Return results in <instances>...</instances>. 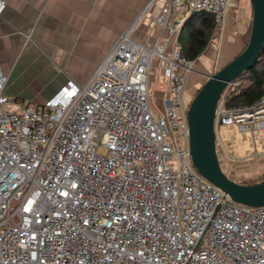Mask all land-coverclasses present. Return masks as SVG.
Returning a JSON list of instances; mask_svg holds the SVG:
<instances>
[{
    "label": "built area",
    "instance_id": "2783aa9c",
    "mask_svg": "<svg viewBox=\"0 0 264 264\" xmlns=\"http://www.w3.org/2000/svg\"><path fill=\"white\" fill-rule=\"evenodd\" d=\"M147 1L86 83L69 79L42 105L5 92L0 62V264H264V206L234 202L195 167L184 98L185 22L204 12L218 30L240 0H163L154 45L132 37ZM154 59L169 91L159 113ZM234 86L216 110L221 164L223 126L251 131L264 156V93L230 105Z\"/></svg>",
    "mask_w": 264,
    "mask_h": 264
},
{
    "label": "crops",
    "instance_id": "0c3cea01",
    "mask_svg": "<svg viewBox=\"0 0 264 264\" xmlns=\"http://www.w3.org/2000/svg\"><path fill=\"white\" fill-rule=\"evenodd\" d=\"M4 1L6 6L0 14V62L8 75L5 92L24 104L35 105L44 104L69 79L86 83L113 45L135 23L148 2ZM162 5L163 0H157L137 23L132 31L135 40L154 45L167 35L166 31L152 24ZM252 17L250 0H240V6L228 12L225 24L216 30L209 46L193 62L204 67L202 71L199 70L202 76L207 79L206 74L219 70L244 49ZM152 83L162 100L169 96L167 78L161 69L155 68L152 72L150 85ZM193 97V93L188 94L186 86L185 102H190ZM226 154L221 156L225 163L223 166L228 167L239 182L264 172V167L256 166L251 173L250 164L229 155L230 159H225ZM250 173L253 175H248Z\"/></svg>",
    "mask_w": 264,
    "mask_h": 264
},
{
    "label": "water",
    "instance_id": "95a60500",
    "mask_svg": "<svg viewBox=\"0 0 264 264\" xmlns=\"http://www.w3.org/2000/svg\"><path fill=\"white\" fill-rule=\"evenodd\" d=\"M253 17L245 48L229 63L211 74L194 95L188 111L189 147L193 163L201 175L238 203L264 206V179L242 183L230 177L220 162L216 145V110L224 89L252 68L264 49V0H250Z\"/></svg>",
    "mask_w": 264,
    "mask_h": 264
},
{
    "label": "trees",
    "instance_id": "16d2710c",
    "mask_svg": "<svg viewBox=\"0 0 264 264\" xmlns=\"http://www.w3.org/2000/svg\"><path fill=\"white\" fill-rule=\"evenodd\" d=\"M252 29V26L250 27ZM251 29L250 34H251ZM188 31L184 34V31ZM217 30V24L212 15L204 12L192 14L185 22L179 37L182 51L189 61L198 59L209 46ZM248 43V42H247ZM246 43V45H247ZM239 78V79H238ZM235 86L228 103L230 105H246L259 99L264 93V49L257 62L235 80ZM264 178L260 179L263 180ZM243 182V183H253Z\"/></svg>",
    "mask_w": 264,
    "mask_h": 264
},
{
    "label": "rangeland",
    "instance_id": "374dc122",
    "mask_svg": "<svg viewBox=\"0 0 264 264\" xmlns=\"http://www.w3.org/2000/svg\"><path fill=\"white\" fill-rule=\"evenodd\" d=\"M230 10H232V9H230ZM187 33H188L187 30L184 31V34H187ZM249 36H250V31H249V35H248V39H247L246 43L249 40ZM246 43H245V45H246ZM244 48H245V46H244ZM153 66L155 68H157V70L161 69L157 59L153 60ZM193 66L196 67V69H198V70L195 69V71H193L191 74L192 76L189 75L191 72L188 74L189 78L187 80V87H188V94L193 93V95H195L198 92V90L202 87L203 83L206 81V77L202 76V74H201V71H202L201 68L203 69L204 67H200L199 63H196V62H195V65H193ZM194 67H193V69H194ZM217 68H219V65L217 66ZM199 70H201V71H199ZM231 94H232V91H230L228 100H230ZM192 99L190 100V102H188V104L191 103ZM150 101H151V106H152L153 110L155 112L159 113L160 108L163 105V100L161 99L160 95L156 92V88H155L154 83H152L150 85ZM221 130H222L223 135H224L223 153L224 152L227 153V154L225 153L226 154L225 159H228L229 156H230V158L233 157L236 160L242 159L243 161H246L247 164H250L251 169L255 168L256 166L264 167V156L257 157L254 155L255 145H254V140H253V134L251 133V131H249V130L248 131H241L239 129L238 125L223 126L221 128ZM255 135L258 138L257 146H258V148H261L263 141H264V139H263L264 132L256 131ZM222 164L225 165L224 162ZM223 169L225 170V172L230 177H232V178L237 177V176H234L233 172L231 170H229L228 167L223 166ZM253 171L254 170L252 169L251 173ZM251 173L248 175H253ZM262 178H264V172L261 173L259 176L255 175L252 178H246V181H242V182H252V181L257 182V181H260V179H262ZM247 179H249V180H247Z\"/></svg>",
    "mask_w": 264,
    "mask_h": 264
}]
</instances>
